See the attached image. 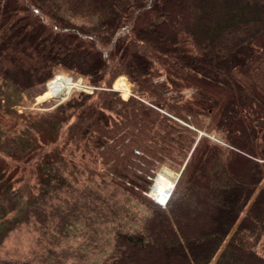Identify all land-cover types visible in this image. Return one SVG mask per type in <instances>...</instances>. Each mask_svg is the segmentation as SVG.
Instances as JSON below:
<instances>
[{
	"label": "trees",
	"instance_id": "trees-1",
	"mask_svg": "<svg viewBox=\"0 0 264 264\" xmlns=\"http://www.w3.org/2000/svg\"><path fill=\"white\" fill-rule=\"evenodd\" d=\"M3 2L0 80L25 90L68 71L96 86L55 125L132 203L102 264H264V0ZM124 75L127 101L112 87ZM48 156L38 180L68 185L70 157ZM165 163L180 176L163 205L148 192Z\"/></svg>",
	"mask_w": 264,
	"mask_h": 264
},
{
	"label": "rangeland",
	"instance_id": "rangeland-1",
	"mask_svg": "<svg viewBox=\"0 0 264 264\" xmlns=\"http://www.w3.org/2000/svg\"><path fill=\"white\" fill-rule=\"evenodd\" d=\"M184 6L183 15L193 13L190 3ZM146 18L140 22L146 23ZM263 44V35L252 42L254 48ZM59 76L79 85L64 95L58 86ZM118 77L112 87L127 101L133 83L126 76L115 85ZM122 81L129 82L126 90L117 88ZM52 82L53 86L57 83L58 97L53 86L50 91ZM95 88L83 75L68 71L25 90L10 79L0 80V264H102L111 251L113 222L132 203L106 176L92 174L94 166L104 171L102 159L96 162L81 149L64 144L68 124H63L60 136L55 125L59 121L56 117H61L56 110L59 104L81 91L92 93ZM122 93L129 95L124 99ZM55 151L67 157L73 151L76 164L70 157L71 162L60 166L71 182L54 190V182L48 185L38 180L35 166L41 156L45 162L50 161L48 155ZM178 175L176 167L162 164L150 190L152 195H148L158 202L156 191L161 187L172 190ZM195 216V212H188L189 220ZM261 247L264 249V242Z\"/></svg>",
	"mask_w": 264,
	"mask_h": 264
},
{
	"label": "bare ground",
	"instance_id": "bare-ground-1",
	"mask_svg": "<svg viewBox=\"0 0 264 264\" xmlns=\"http://www.w3.org/2000/svg\"><path fill=\"white\" fill-rule=\"evenodd\" d=\"M57 82H58V86L60 88L61 93L63 92L64 95L70 94L74 86L79 85V84H73V82H70V79L68 77H64V76H59L57 79ZM170 191H171L170 188L161 187L160 189L156 191L155 196L160 202H164L168 198Z\"/></svg>",
	"mask_w": 264,
	"mask_h": 264
},
{
	"label": "water",
	"instance_id": "water-1",
	"mask_svg": "<svg viewBox=\"0 0 264 264\" xmlns=\"http://www.w3.org/2000/svg\"><path fill=\"white\" fill-rule=\"evenodd\" d=\"M178 176H179V175H178ZM177 179H178V177H177ZM177 179L175 180L173 187L175 186ZM152 188H153V186H152ZM152 188H151V190H152ZM172 190H173V188H172ZM172 190L170 191V194H171ZM170 194H169V196H170ZM150 195H152V194H151V191H150ZM169 196H168V198H169ZM168 198L166 199V201H164V202H160V203L163 204V205H165L166 202H167V200H168ZM158 202H159V201H158Z\"/></svg>",
	"mask_w": 264,
	"mask_h": 264
}]
</instances>
